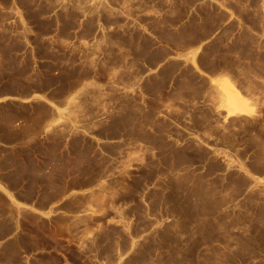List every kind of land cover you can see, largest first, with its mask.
I'll use <instances>...</instances> for the list:
<instances>
[{
	"label": "rangeland",
	"instance_id": "374dc122",
	"mask_svg": "<svg viewBox=\"0 0 264 264\" xmlns=\"http://www.w3.org/2000/svg\"><path fill=\"white\" fill-rule=\"evenodd\" d=\"M197 1L48 0L26 13L36 32L24 40L30 53L5 55V79L47 96L63 120L36 151L0 150V176L26 205L41 191L43 206L62 200L53 226L74 264H264V47L247 55L255 40L246 35L242 45L211 47L215 59L201 66L234 82L214 85L207 101L195 58L161 65L169 44L188 47L224 17ZM244 1L259 0L232 4L254 25ZM235 94L252 114H230ZM15 217L18 239L0 261L45 242L33 235L49 221L16 212L1 194L0 241L16 231Z\"/></svg>",
	"mask_w": 264,
	"mask_h": 264
},
{
	"label": "crops",
	"instance_id": "0c3cea01",
	"mask_svg": "<svg viewBox=\"0 0 264 264\" xmlns=\"http://www.w3.org/2000/svg\"><path fill=\"white\" fill-rule=\"evenodd\" d=\"M236 1L198 0L196 5L206 2L211 3L215 7V14H222L224 17L219 18L216 22L214 31L199 37L198 40L188 45V47H180L179 49L169 44L170 53L161 63L164 67L172 61H185L186 59L195 58L199 64V71L193 66L194 75L199 73L210 83V87L205 94L207 101L214 102L216 100L214 85L224 83L227 80L234 82L228 73H208L201 66L202 58L210 55L211 47L222 42L224 47L228 49L232 48L245 35L255 40L252 43V47L246 52L247 55H259L264 47V0H259V4L256 7H252L248 1L240 3L242 5L241 9L252 12L250 19L253 20L252 23L254 25L250 24L232 6ZM42 6L47 7L48 0H0V150L2 151H36V143L47 140L48 132L59 126L63 120L62 112H60L63 108H60L55 102L48 100L47 96L44 99L35 98L39 96L37 93L22 94V82H9L4 76L6 54L16 56L19 61L21 56L30 53L27 50L29 46L24 44V40L35 36L36 32L32 30L33 27L26 13L29 10H36ZM189 13L190 16L193 15L192 10ZM42 17L47 20L48 14L45 13ZM190 22L191 19L188 17V19L183 21L181 26L174 27V34H181L182 26ZM233 26L236 27L235 30H232ZM22 43V49H9L11 45L22 46ZM229 54L240 59V56L245 53L240 50H236L235 52L230 50ZM209 58L212 61L215 59L213 55H210ZM158 69L160 70V67ZM241 69L246 70L247 65L244 64ZM41 109L45 110V114L40 112ZM16 169L17 166L12 165L6 172L13 173ZM261 181L264 184V178ZM0 194L9 200L12 209L16 212L29 211L38 218L47 222L49 221V228L43 235L40 233H34L33 235L39 239L43 237L45 240L43 244H38L28 253L22 250L19 259L16 261H0V264H36V258L42 254L58 258V264H74L73 260L65 254L66 236L57 227L53 226V219L60 215L59 208L62 200L43 206L40 202L38 203L44 194L41 191L34 201L35 204L26 205L23 201H20L17 191L11 190L1 176ZM13 222L16 231L0 241V249L5 248L18 239L17 234L21 229V221L15 217ZM258 261L264 262V257Z\"/></svg>",
	"mask_w": 264,
	"mask_h": 264
},
{
	"label": "bare ground",
	"instance_id": "6f19581e",
	"mask_svg": "<svg viewBox=\"0 0 264 264\" xmlns=\"http://www.w3.org/2000/svg\"><path fill=\"white\" fill-rule=\"evenodd\" d=\"M224 84H225V87L226 86H228L229 87V89H230V81H225L224 82ZM227 87V88H228ZM233 89V88H232ZM238 94V93H237ZM236 95V94H235ZM242 95V94H241ZM241 97V96H240ZM239 96H235V98H234V100H233V103H238V104H240V106H238V108H236L235 106H234V108H232L231 110H230V114L231 115H236V114H252V111H253V109L248 105V103L246 102V100H243L242 98L243 97H241L240 98ZM237 104V105H238ZM230 116V115H229Z\"/></svg>",
	"mask_w": 264,
	"mask_h": 264
}]
</instances>
